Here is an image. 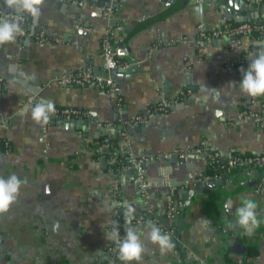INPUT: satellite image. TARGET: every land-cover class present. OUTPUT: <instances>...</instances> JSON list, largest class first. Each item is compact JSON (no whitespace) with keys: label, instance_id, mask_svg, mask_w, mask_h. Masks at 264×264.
Listing matches in <instances>:
<instances>
[{"label":"crops","instance_id":"1","mask_svg":"<svg viewBox=\"0 0 264 264\" xmlns=\"http://www.w3.org/2000/svg\"><path fill=\"white\" fill-rule=\"evenodd\" d=\"M82 1L44 0L37 20L28 15L20 20L30 37L0 46V177L16 174L22 181L17 202L0 215V264H104V233L116 218L122 238L124 213L130 208L134 216L144 217L132 222L142 239L151 222L179 244L161 255L143 239L146 251L140 264H264V184L255 189L260 171L216 169L204 154L164 157L200 145L223 157L235 151L264 152V126L239 113L250 98L240 90V69L247 70L249 54L264 50V33L209 38L200 48L194 43L199 24L205 30L240 22L264 24V0L220 8L213 0H185L175 9L167 6L170 0H116L117 11L110 17L102 13L108 0ZM0 11L14 13L3 0ZM41 29L48 35L46 44L32 35ZM106 29L112 30L121 63L111 73L112 92L49 82L83 67L104 74L101 37ZM240 58V67L227 65ZM131 63L135 67L124 70ZM183 88L191 93L165 113L121 126L120 120ZM29 94L55 106L90 109L91 116H51L41 126L24 112ZM255 98L254 110L264 113V96ZM101 135L119 136V148L132 153L134 167L148 181L146 199L134 171L124 165L113 170L109 150H97ZM210 168L215 171L208 173ZM113 176L118 199L111 188ZM218 180L194 192L183 208L187 191ZM170 189L180 203L176 215L185 213L179 237L172 234L179 219L165 216ZM247 199L258 205L261 221L251 236L230 227L236 208ZM226 205L231 212H225ZM249 247L257 252L248 255ZM118 260L116 256L114 264Z\"/></svg>","mask_w":264,"mask_h":264},{"label":"built area","instance_id":"2","mask_svg":"<svg viewBox=\"0 0 264 264\" xmlns=\"http://www.w3.org/2000/svg\"><path fill=\"white\" fill-rule=\"evenodd\" d=\"M254 3H258L261 0H249ZM79 4H83L82 0H78ZM117 11V4L116 0H108V4L103 9L102 13L106 17L113 16ZM0 19H17V16L15 13H8L0 11ZM22 16L19 17V20H22ZM22 28V27H21ZM87 30H90L89 27L86 28ZM254 32H261L264 33V24L262 23H256V22H240L233 25L218 27L210 30H205L202 25H198V32L197 36L194 38V43L197 47H202L205 41L209 38L214 37H220L223 35H231V36H238L240 34H253ZM30 33L27 32L24 28H22L21 33L17 37H24L28 36L30 37ZM33 37L36 39V41L40 44H46L49 41L48 35L46 34L45 30H39L38 32H35L32 34ZM112 36V30L106 29L104 34L101 37V55H102V61H103V69L104 74H95L92 72L90 67H83L75 72L63 74L60 76L55 77L49 82H55L59 85H71V86H90L93 88H96L100 91L104 92H112L113 90V80L111 76V72L118 67L121 66V63L117 59V53L115 45L112 43L111 40ZM186 41L187 39H183ZM189 41V40H188ZM243 60L237 59L232 60L227 63L229 67H240L239 63H242ZM237 63V64H236ZM4 88L3 81L0 80V94L2 93ZM191 90L188 88L180 89L176 95L172 97H162L155 103L149 105L147 108L143 109L138 114L134 115L132 118L122 121L120 120L121 126L125 127L126 125H130L132 123H142L146 120L148 115L152 113H165L173 104H177L181 101L183 97L190 94ZM39 101V98L36 96V94H29L25 100L24 104L26 106H32L36 102ZM257 104L256 98L250 97L246 104L240 108V115H242L245 118L251 117L254 119L255 122H257L259 125L264 126V113L256 112L254 110V106ZM55 117H62L65 119H72L80 116L90 117L91 116V110L90 109H80L76 107H67V106H55V112L51 115ZM123 130V131H122ZM120 132L121 136H125V131L122 129ZM5 145H7V142H5ZM95 145L97 147V150H106L109 149L112 146V136L110 135H104L100 140H97L95 142ZM7 148V146H6ZM7 150V149H6ZM8 151V150H7ZM43 151H46L44 148ZM114 154H116L113 151ZM195 153V154H204L206 156V159L208 163L215 167L216 169H230L235 166L240 167H255L259 170H261L259 181L257 183V187L255 188L256 191H258L259 187H261L264 184V152L260 153H246L243 151H235L232 153L227 154L225 157H223L219 152L217 151H210L203 145L197 146V147H191L187 149H175L174 151L170 153L164 154V157H168L172 154L179 158H184L186 155ZM125 159H124V166L127 168H130L135 173V178L138 182V187L140 188L142 196L146 199L147 198V186L148 181L145 177L143 170L138 169L135 166V158L132 155L130 151L125 152ZM115 156H110V162H114ZM249 175V173H248ZM217 177V174H215ZM214 176V177H215ZM245 180H241L240 182L243 183ZM111 188L113 190V196L115 199H118L119 194V186L117 183L116 178L112 177V183ZM167 196V203H166V211L165 216L167 219H172L179 207L180 203L176 201L172 195L173 190L170 189V192H168ZM144 220V217L142 215H136L134 216V219L132 222L140 223ZM118 222L119 225V231H120V221L118 219H114L111 225L112 227L115 226V224ZM159 226V224H158ZM168 233L166 230L164 231ZM107 255V259L105 260L104 264H114V258L118 256V245L113 241H108V244L104 251Z\"/></svg>","mask_w":264,"mask_h":264},{"label":"clouds","instance_id":"3","mask_svg":"<svg viewBox=\"0 0 264 264\" xmlns=\"http://www.w3.org/2000/svg\"><path fill=\"white\" fill-rule=\"evenodd\" d=\"M3 3L16 14L17 19H0V46L15 42L22 31L20 16L28 15L33 20L39 18L44 0H3ZM247 58L250 61L247 70L240 69L243 73V78L239 83L240 90L248 97L264 96V50H260L254 55L249 54ZM20 75L24 76L25 74L20 73ZM34 78L33 75L31 79ZM24 112L25 114L30 112L31 120L43 126L48 123L51 115L55 112V105L51 100L41 99L34 105L25 108ZM21 187L22 181L16 174H11L7 178L0 177V215L6 214L17 202ZM257 207L258 205L250 199L244 200L241 206L236 208L235 220L230 224V227L242 229L244 234L251 236L261 223L258 219ZM231 211V207L226 205L225 212ZM124 216L125 235L122 238L118 222L109 232L104 233L108 241H113L118 245V259L122 264H140L146 251L143 239L157 246L161 255H165L173 249L174 244L170 236L162 233L155 224L148 223L142 239L137 229L132 226L134 215L131 208L124 213ZM55 227L58 225H54Z\"/></svg>","mask_w":264,"mask_h":264},{"label":"water","instance_id":"4","mask_svg":"<svg viewBox=\"0 0 264 264\" xmlns=\"http://www.w3.org/2000/svg\"><path fill=\"white\" fill-rule=\"evenodd\" d=\"M185 2V0H170L169 2H167V6H169V9H175L177 6H179L180 3H183ZM233 3H240V5H244V2L243 0H213L212 1V4L214 5L215 8H220L222 4H233ZM253 16V15H251ZM240 20H247V18H241ZM23 27V26H21ZM135 67V65H133L132 63L130 65H127L125 67L124 70L126 71H129L131 68ZM114 71V70H113ZM112 73V72H111ZM104 151V150H103ZM102 160H103V157H102ZM258 172H259V169H257ZM135 176V174H134ZM220 180H218L217 182H214V183H206V182H203L201 184H198L197 186L193 187V189L187 191L186 195H185V200L182 204L183 208H186L189 204V201L191 199V197L193 196L194 192L196 191H199L200 189H205L207 187H212L215 185V183H219ZM136 183L138 184L137 180H136ZM184 211L183 212H180V214H177L176 217L179 219L178 220V226L177 228H175L172 232V234L175 236V237H179V233H180V230L182 229L183 227V218H184ZM176 240L174 239L173 240V244H174V247L177 248L179 247V244L177 242H175ZM238 238L236 237L233 241V244L236 245L237 242H238ZM118 263L121 264V261L118 260Z\"/></svg>","mask_w":264,"mask_h":264},{"label":"trees","instance_id":"5","mask_svg":"<svg viewBox=\"0 0 264 264\" xmlns=\"http://www.w3.org/2000/svg\"><path fill=\"white\" fill-rule=\"evenodd\" d=\"M119 61V60H118ZM120 62V61H119ZM104 135H101L97 140H100ZM120 137L119 136H112V146L108 149L110 156L114 155L115 156V160L114 162H110V166L113 168V170H117L118 168H120L122 165H124V159H125V152L119 148L118 143L120 142ZM113 151L116 153L114 154ZM212 168H210L208 170V173H213ZM261 173V170H259ZM257 251L255 248H247L246 253L248 255L251 254H255Z\"/></svg>","mask_w":264,"mask_h":264}]
</instances>
